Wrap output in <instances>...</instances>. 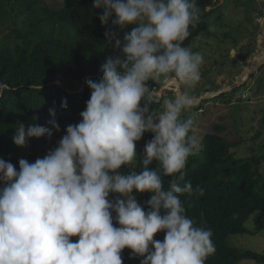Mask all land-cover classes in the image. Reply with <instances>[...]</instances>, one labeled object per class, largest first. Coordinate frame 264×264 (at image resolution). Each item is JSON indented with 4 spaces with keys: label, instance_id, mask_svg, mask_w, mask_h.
<instances>
[{
    "label": "clouds",
    "instance_id": "clouds-1",
    "mask_svg": "<svg viewBox=\"0 0 264 264\" xmlns=\"http://www.w3.org/2000/svg\"><path fill=\"white\" fill-rule=\"evenodd\" d=\"M93 8L103 9L102 25L111 20L122 31L137 26L122 40L117 32H105L108 46L120 54L101 65L100 80L86 81L91 94L81 121L67 126L56 148L32 163L20 159L19 171L0 160V264H123L126 248L144 257L141 264H205L216 251L213 233L195 226L179 198L193 191L190 181H180L198 149L190 134L193 121L182 114L198 98L177 91L154 115L157 91L147 86L200 81L202 54L182 46L199 19L197 2L94 0ZM7 88L0 83V93ZM61 106L66 109L67 101ZM49 115L59 131L54 109ZM145 133L153 138L145 144L142 170L119 174L137 162L136 143ZM52 135L49 128L19 124L13 143L24 147L27 139ZM153 162L160 171L150 170ZM164 176L173 177L167 189ZM134 191L151 193L148 211ZM158 232L165 233L163 241L154 240Z\"/></svg>",
    "mask_w": 264,
    "mask_h": 264
},
{
    "label": "trees",
    "instance_id": "trees-1",
    "mask_svg": "<svg viewBox=\"0 0 264 264\" xmlns=\"http://www.w3.org/2000/svg\"><path fill=\"white\" fill-rule=\"evenodd\" d=\"M53 6L43 0H0V22L20 5L19 13L25 11L31 18L24 33H15L12 42H0V83L8 88L0 93V160L11 162L19 171V160L29 163L43 158L56 148L66 134L68 125L78 124L80 113L85 110L90 98L86 81L102 78L101 65L119 51L108 46L106 31L117 32L121 40L125 32L109 20L102 25L99 17L103 9H94V0H52ZM218 0H196L200 9L199 18L214 8ZM126 2V0H124ZM6 11H10L8 14ZM114 18V17H113ZM208 31L205 21L196 20L189 26V36L182 42L189 47L200 34ZM59 83V84H58ZM41 86L40 91L37 90ZM67 108H62V101ZM160 111V103L151 101V109ZM54 109L59 131L49 123V110ZM36 124L53 131L51 138L26 140L24 147L13 143L15 128ZM217 132L221 127L214 128ZM153 138L145 133L136 143V150L144 147ZM237 144L218 134H207L202 140V149L188 159L181 186L190 181L193 191L179 198L186 215L195 226L210 229L215 253L205 264H240L251 260L264 264V255L241 251L228 243L229 236L250 234L245 223L255 213L264 216V189L256 190L261 179L259 166L264 157L237 158L231 151ZM141 157L132 170L139 172L143 165ZM150 170L159 165L153 162ZM168 188L173 177H162ZM3 185L0 184V188ZM137 202L148 211L147 201L151 193H140ZM115 194L109 200L115 202ZM113 224L116 213H112ZM264 226V225H263ZM262 226V227H263ZM164 232H158L154 240L163 241ZM75 242L78 238H71ZM123 264H141L144 257H134L130 249L121 253Z\"/></svg>",
    "mask_w": 264,
    "mask_h": 264
},
{
    "label": "rangeland",
    "instance_id": "rangeland-1",
    "mask_svg": "<svg viewBox=\"0 0 264 264\" xmlns=\"http://www.w3.org/2000/svg\"><path fill=\"white\" fill-rule=\"evenodd\" d=\"M43 1L48 6L54 4L52 0ZM20 8V5L16 6L10 15L5 16V21L0 22V42H12L15 40L14 32L24 33L28 28V21L31 18L25 11L19 13ZM9 12L5 10L6 14ZM199 20L208 24V31L196 37L188 48L203 56L200 81L194 86L187 84L177 86L171 83L166 87L164 84L168 81H149L147 86L157 91L153 101L160 103L161 106L160 111L151 109L152 113L158 115L163 110L164 100L173 98L177 91L196 96L201 102L182 114V118H190L193 121V130L190 134L195 136L198 142L196 152L202 149L205 135L218 134L227 141L237 144L231 149L237 158L252 156L262 158L264 61L257 64L253 62L264 50V0H218L214 8L203 14ZM136 26L128 27L132 29ZM210 27H214L215 30L210 31ZM218 126L222 128L219 132L214 129ZM144 147L136 150L137 161L143 157ZM136 163L130 165V168L122 166L118 170L119 174H129ZM259 169L261 179L256 190L261 192L264 189V160ZM132 195L137 200L141 196L135 191ZM263 225L264 216L255 213L245 223L250 234L229 236V245L241 251L264 255ZM240 264L257 263L244 260Z\"/></svg>",
    "mask_w": 264,
    "mask_h": 264
},
{
    "label": "bare ground",
    "instance_id": "bare-ground-1",
    "mask_svg": "<svg viewBox=\"0 0 264 264\" xmlns=\"http://www.w3.org/2000/svg\"><path fill=\"white\" fill-rule=\"evenodd\" d=\"M263 46V45H262ZM256 57V56H255ZM264 61V50L262 51V53H261V56L259 57V58H257L253 63L254 64H257L259 61ZM252 63V62H251ZM249 64V63H248ZM250 65V64H249ZM247 66V65H246ZM249 70V69H248ZM248 74V73H247ZM246 78V77H245ZM171 84V82H166L165 84H164V87H166V86H168V85H170ZM168 88V87H167ZM227 89H229V88H227Z\"/></svg>",
    "mask_w": 264,
    "mask_h": 264
},
{
    "label": "water",
    "instance_id": "water-1",
    "mask_svg": "<svg viewBox=\"0 0 264 264\" xmlns=\"http://www.w3.org/2000/svg\"><path fill=\"white\" fill-rule=\"evenodd\" d=\"M58 84H59V83H58ZM204 98H206V96H205ZM198 102H201V99H198Z\"/></svg>",
    "mask_w": 264,
    "mask_h": 264
},
{
    "label": "crops",
    "instance_id": "crops-1",
    "mask_svg": "<svg viewBox=\"0 0 264 264\" xmlns=\"http://www.w3.org/2000/svg\"><path fill=\"white\" fill-rule=\"evenodd\" d=\"M181 91V90H180Z\"/></svg>",
    "mask_w": 264,
    "mask_h": 264
}]
</instances>
